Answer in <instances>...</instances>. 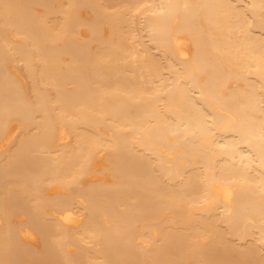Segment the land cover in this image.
<instances>
[{
    "label": "bare ground",
    "instance_id": "bare-ground-1",
    "mask_svg": "<svg viewBox=\"0 0 264 264\" xmlns=\"http://www.w3.org/2000/svg\"><path fill=\"white\" fill-rule=\"evenodd\" d=\"M0 264H264V0H0Z\"/></svg>",
    "mask_w": 264,
    "mask_h": 264
}]
</instances>
